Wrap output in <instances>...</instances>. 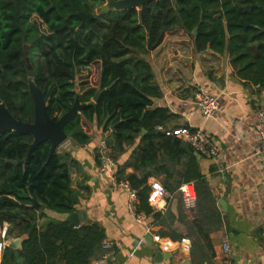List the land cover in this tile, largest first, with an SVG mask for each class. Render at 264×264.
Listing matches in <instances>:
<instances>
[{
  "label": "trees",
  "instance_id": "trees-1",
  "mask_svg": "<svg viewBox=\"0 0 264 264\" xmlns=\"http://www.w3.org/2000/svg\"><path fill=\"white\" fill-rule=\"evenodd\" d=\"M106 1L0 0V97L16 118L34 121L25 44L51 116L66 113L78 93L85 103L101 92L95 104L68 122L69 138L79 146L92 141L85 119L109 133L107 143L118 163L134 147L130 158L119 163L118 175L137 190V212L158 224L172 213L150 203L149 178H160L174 196L183 183L194 182V218L180 211L188 232L171 237L191 239L192 264H215L211 234L224 228L226 217L194 147L159 129L171 115L167 108H153V99L163 92L147 59L149 43L156 48L167 32L184 29L197 50L228 51L238 76L264 85V0H155L142 10L98 13ZM82 12L94 17L83 22ZM90 65L100 67L98 83L83 82L78 88L80 68ZM33 140L27 132L0 130V230L8 223L7 236H26L21 248L5 247L0 264H93L103 253L105 228L98 222L71 226L47 212L78 210L81 193L73 187L77 161L59 148L50 157L48 140L28 156ZM129 167L133 172L126 173Z\"/></svg>",
  "mask_w": 264,
  "mask_h": 264
},
{
  "label": "crops",
  "instance_id": "crops-1",
  "mask_svg": "<svg viewBox=\"0 0 264 264\" xmlns=\"http://www.w3.org/2000/svg\"><path fill=\"white\" fill-rule=\"evenodd\" d=\"M147 59L163 92L153 99V108H167L171 115L159 129L168 132L180 127L203 130L220 147L218 157L197 153L200 168L218 196L226 217L224 228L211 234L216 252L214 263L224 264L223 244L228 241L234 258L241 264H264V156L258 153L261 145L258 112L264 110V85L238 76L228 51L197 50L194 38L181 28L167 32ZM200 89L220 98L221 109L210 118L194 103ZM108 138L109 133L93 125V139L89 144L79 146L70 139V146L65 147L77 161L73 166V187L81 193L77 209L86 210L88 214L82 224L100 223L106 231L105 240L113 242V253L104 264H192L191 239L171 237L173 233L188 232L179 214L185 211L193 219L192 209H187L185 204L183 207L180 193L174 196L167 191L164 198L152 204L164 213L168 208L171 210L166 223L158 224L145 213L146 219L139 221L129 209V193L114 188L100 172L101 161L97 156L100 158L101 144ZM133 150L134 147L129 148L119 163L130 158ZM130 172H133L132 167L126 170ZM156 181L162 183L155 176L149 178L151 189ZM221 200L227 202V212ZM47 212L55 219H65L67 215ZM5 224L2 229L8 228L9 224ZM164 231L168 235H163ZM155 235L177 241V248L163 252L154 240ZM184 240L189 241V248L184 247ZM158 252L167 253L169 257L158 260ZM103 255L104 251L100 258Z\"/></svg>",
  "mask_w": 264,
  "mask_h": 264
},
{
  "label": "built area",
  "instance_id": "built-area-1",
  "mask_svg": "<svg viewBox=\"0 0 264 264\" xmlns=\"http://www.w3.org/2000/svg\"><path fill=\"white\" fill-rule=\"evenodd\" d=\"M194 103L206 118L214 116L221 109L220 98L202 89L196 92ZM258 116L260 120L259 134L261 140V145L258 153L264 156V110H260L258 112ZM170 132L190 142L197 153L201 156L218 157L220 153V147L203 130L194 131L187 127H180L173 129L168 133ZM100 160V172L102 173V175L109 179L111 185L114 188L124 189L129 193L130 211L139 221L145 220V214L137 212L138 192L135 188L132 187L129 181L119 178V163L114 158L112 150L106 140H104L101 144ZM179 193L187 209H194L196 207L198 195L194 182L183 183L179 189ZM167 194L168 192L164 188L162 183L156 181L152 185V191L149 196V201L151 204H155L159 198H164ZM7 240V229H5V231L1 232V254L7 246ZM154 240L160 244L161 250L163 252H171L177 248V241H174L171 238H164L160 235H155ZM183 242L185 248L190 247V243L188 240H184ZM102 249L104 251L103 257L96 260L94 264H104L107 261V259L113 253V242L105 240L102 244ZM223 251L226 255L224 264H241L234 258L232 254V246L228 241L223 244Z\"/></svg>",
  "mask_w": 264,
  "mask_h": 264
},
{
  "label": "water",
  "instance_id": "water-1",
  "mask_svg": "<svg viewBox=\"0 0 264 264\" xmlns=\"http://www.w3.org/2000/svg\"><path fill=\"white\" fill-rule=\"evenodd\" d=\"M155 0H107L104 9L111 10H124L131 7L142 8ZM175 1V0H173ZM83 22H89L93 17V13L82 12L79 14ZM197 29L194 30L197 33ZM26 57L28 62V75H29V87L32 98L35 104V118L34 121H24L21 118H16L10 111L6 102L0 97V130L10 129L27 132L33 135L34 140L29 148L28 156L36 149V147L44 141H50V157L56 152V150L69 139V134L66 132V126L68 122L85 107L95 104L100 96L101 92H97L93 99L89 102L82 103L80 101V93L77 94L74 104L69 110L60 117L51 116L48 113V104L44 97L43 91L35 81V69L29 56V45L25 44ZM149 49L154 50L155 46L149 43ZM146 130L144 129V133ZM220 204L223 206L225 212L228 211L227 202L221 200ZM34 207L39 208L40 203L34 200ZM88 214L86 210H76L66 215L65 220L69 222L71 226H80L83 219H87ZM25 235L20 237L8 236L7 245L14 248H21L22 242L25 239ZM164 257H169L167 253L158 252V260Z\"/></svg>",
  "mask_w": 264,
  "mask_h": 264
},
{
  "label": "rangeland",
  "instance_id": "rangeland-1",
  "mask_svg": "<svg viewBox=\"0 0 264 264\" xmlns=\"http://www.w3.org/2000/svg\"><path fill=\"white\" fill-rule=\"evenodd\" d=\"M106 3H107V1H106ZM106 3H105V5L98 8V10H97L98 13L102 12V9H104V7L106 6ZM28 51H29V49H28ZM99 75H100V67H98L96 65H90L87 67L80 68L78 75H77V80H76L78 88H80L79 85L83 82H87L88 85H90V86L96 85L98 83V80H99ZM83 124H84L86 130L89 133L92 132L91 134H93V123L84 119ZM69 143H71L70 138L67 139L59 148L61 150H67L65 147H67V145L70 146ZM7 227H9V226H7ZM5 229H7V228H5ZM5 229H2V230L5 231Z\"/></svg>",
  "mask_w": 264,
  "mask_h": 264
}]
</instances>
